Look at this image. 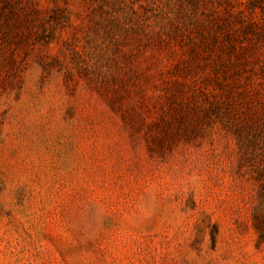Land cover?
I'll list each match as a JSON object with an SVG mask.
<instances>
[{"label": "rangeland", "instance_id": "obj_1", "mask_svg": "<svg viewBox=\"0 0 264 264\" xmlns=\"http://www.w3.org/2000/svg\"><path fill=\"white\" fill-rule=\"evenodd\" d=\"M0 264H264V0H0Z\"/></svg>", "mask_w": 264, "mask_h": 264}]
</instances>
